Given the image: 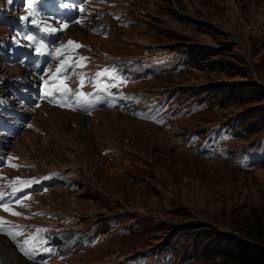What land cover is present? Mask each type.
<instances>
[{"label":"rangeland","instance_id":"rangeland-1","mask_svg":"<svg viewBox=\"0 0 264 264\" xmlns=\"http://www.w3.org/2000/svg\"><path fill=\"white\" fill-rule=\"evenodd\" d=\"M122 9L131 21L112 22L108 40L79 27L68 36L158 69L167 60L174 67L131 90L170 96L182 115L162 130L115 112L86 119L46 108L32 118L39 132L12 141L22 159L37 160L34 173L71 172L75 190L53 186L39 202L71 219L60 222L66 234L91 232L93 244L59 264L140 255L153 264L159 250L157 264H264V0H123ZM222 123L237 124L234 137L222 136L221 158L195 156ZM186 133L195 136L190 151L179 143ZM45 218L38 222L54 223ZM0 264L29 263L0 237Z\"/></svg>","mask_w":264,"mask_h":264},{"label":"snow or ice","instance_id":"snow-or-ice-1","mask_svg":"<svg viewBox=\"0 0 264 264\" xmlns=\"http://www.w3.org/2000/svg\"><path fill=\"white\" fill-rule=\"evenodd\" d=\"M33 2V0H29V4L31 5V3ZM21 19L22 20H27L28 19V17H21ZM34 22V21H33ZM46 30L47 31H50V32H55L56 30L55 29H49V28H47V26H46ZM26 39H28L29 41H31V42H34L35 41V37H33V36H26L25 37ZM69 44H73V42L72 41H69L68 42ZM41 47H43L42 45L41 46H39L38 48H37V51H40V48ZM76 47H80V45H76ZM57 51H59V49L57 50ZM81 59H86V58H81ZM70 67V66H69ZM64 71H66L67 69L65 68V69H63ZM58 72L59 71H61V69H58L57 70ZM105 74H107V72L105 71V72H101V73H97V76L99 77V76H102V75H105ZM82 84H83V82H81V86H82ZM66 91H70V90H66ZM61 106H64V104H61ZM5 211H9V209H7V208H5L4 209ZM11 214H13V215H18V213H11Z\"/></svg>","mask_w":264,"mask_h":264},{"label":"trees","instance_id":"trees-1","mask_svg":"<svg viewBox=\"0 0 264 264\" xmlns=\"http://www.w3.org/2000/svg\"><path fill=\"white\" fill-rule=\"evenodd\" d=\"M246 130H247V131H246L247 133H248V132L253 133V132H252L253 130H251L250 128H247ZM261 130L263 131V128H262ZM254 133H255V132H254ZM245 134H246V133H245ZM249 264H262V263H261L260 261L251 260V262H250Z\"/></svg>","mask_w":264,"mask_h":264},{"label":"bare ground","instance_id":"bare-ground-1","mask_svg":"<svg viewBox=\"0 0 264 264\" xmlns=\"http://www.w3.org/2000/svg\"><path fill=\"white\" fill-rule=\"evenodd\" d=\"M78 36H80V34H79ZM47 108H48V107H47ZM59 113H64V114H65L66 112H59Z\"/></svg>","mask_w":264,"mask_h":264}]
</instances>
